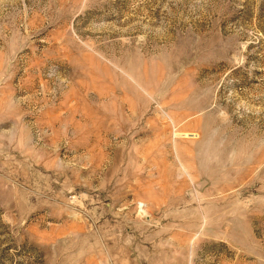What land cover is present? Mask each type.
<instances>
[{
    "label": "rangeland",
    "instance_id": "374dc122",
    "mask_svg": "<svg viewBox=\"0 0 264 264\" xmlns=\"http://www.w3.org/2000/svg\"><path fill=\"white\" fill-rule=\"evenodd\" d=\"M0 264H264V0H0Z\"/></svg>",
    "mask_w": 264,
    "mask_h": 264
}]
</instances>
